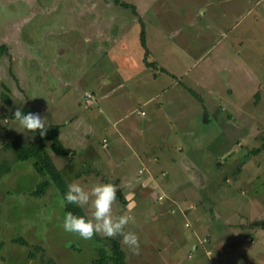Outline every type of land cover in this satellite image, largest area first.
Here are the masks:
<instances>
[{
  "label": "rangeland",
  "instance_id": "1",
  "mask_svg": "<svg viewBox=\"0 0 264 264\" xmlns=\"http://www.w3.org/2000/svg\"><path fill=\"white\" fill-rule=\"evenodd\" d=\"M118 1L135 4L137 15L132 13L130 7L125 8L115 0H0V44L7 45L12 57L10 61L7 58L8 54L0 56V264H48V262L53 264H90L96 256L97 246L103 245V243L97 242L94 237L91 240H84L66 233L61 227V218L64 215L63 200L57 187L50 184L44 195H31L30 191L34 190L42 180L48 179V176L31 169L28 166V161L17 160L12 149L5 147V144L10 143L13 139H17L22 142L20 143L22 146L27 147L32 139L30 133L26 136L20 132L24 129L20 128L15 120L8 117L9 112L27 103L31 110L35 111L36 86L39 85L41 74L47 73L49 87L51 84L52 86L58 84V81L53 79L51 69L43 71L41 63L45 66L55 64L58 69L63 71V79H74V75H78L81 69L88 75L92 61L98 64L105 63L106 72H114L113 63L110 64L106 60L109 55L97 53L91 58L86 57L85 51L82 50L85 44L80 39L81 30L71 31L69 26H75L76 21L84 22L88 31L96 32L97 24L91 25L86 21L79 20L73 13L81 18L87 17L84 16L86 13L88 15L93 13L91 18L101 14L115 35L119 25L121 30H124L130 22H133L132 20H137L138 16L144 23H148L154 12H161L165 13L167 21L163 22L159 17H155L157 23L153 26L175 30L182 36L191 33L189 29L192 28L185 24L187 17L189 20L195 18L196 29H203L205 32L212 30V26L215 24L213 10L215 12L221 8L222 11L225 9V13H228L232 8L235 20L227 18L221 26L230 29L231 33H233L232 27L235 26L234 34L240 35L242 32L244 40L247 39V35L251 34L248 41L237 44L236 58L243 57L242 49L245 47H258V51L264 50V33L259 35L260 28H262L259 12L264 7V0ZM98 25L105 28L104 21H99ZM128 31L126 34H130V37L133 34L136 36L134 47L142 51L137 37V28H130ZM180 39L184 41L188 39V42L193 41L194 44L199 38L194 39L189 36ZM172 41H176V39ZM212 41L213 38L209 32L204 35L200 48L210 46ZM132 44L133 42L130 43L131 46ZM90 46L91 50H96L95 39L91 41ZM162 49V46L158 45L153 51L159 55L158 53H161ZM173 55L175 54L171 51L168 58L173 59ZM20 61L23 62L27 77L31 79L28 84L24 83L20 77L19 69L22 68ZM177 63L174 60H167L166 63L163 62V65L178 74L179 79L180 74L177 70V67L180 66L179 60ZM196 63L195 70L202 66L199 59L195 61V65ZM100 69L101 67H98L94 70L95 75L92 76V82L97 83L98 79L101 81L105 79L99 77L102 76ZM11 71L14 76L18 75L19 79L12 77ZM188 81L184 82L187 87H191ZM4 85L8 87V90L4 89ZM250 87L245 93L251 90ZM157 88L156 86L155 89ZM170 89L173 90L171 93L179 91L177 87ZM3 93L10 97V104L3 100ZM83 97L86 106L91 105L94 101L92 97L90 103L85 102V92ZM249 103L253 117L242 116V119L250 127V130L241 132L243 129H239L236 134L230 133L231 136L235 134L234 155L227 158L228 162H224V166L229 164L227 168L216 167L218 173H213V177L209 172L218 163L212 159L229 146L224 148L226 141H218L219 128L202 123L201 116L204 118L205 115L200 109V104L194 103V109L197 110L198 107V112L199 109L201 111L199 112L201 123L198 124L199 122L194 121L191 126H195V133L203 144L195 147L198 148L195 150L198 157L193 160L197 163L201 162V166L202 162L206 164H203L202 167L209 169L207 176L212 177L211 181L200 179L202 176L198 174L197 177H200L196 178L198 187L193 185L186 188L184 192L188 193V196L184 197L180 204L185 206L181 209L187 219L177 212L180 217H175L173 228L170 225L159 227L155 222L163 223L162 217L168 216L169 208L171 209L175 205L171 201H166L165 204V199L161 201L163 204H158L161 199L158 198L159 196L152 197L150 186H146L149 184L146 182L148 181L146 176L143 177V181H138L137 187L140 190L138 197L136 198L137 194L132 190L134 194L128 199V201L136 199L134 202L136 205L130 213L134 216L135 222L128 226V230L138 233L141 244L140 253L138 255L131 254L127 248L121 245L119 236L111 238L119 241L129 264H264V230L251 226V222L254 220H264V210L247 205V201L250 200L264 202V190H260L259 182L252 180L251 170H249V165L252 164L257 169V172H253L254 175H260L261 172L264 175V115L261 114L262 108L261 105L258 106L257 100H252ZM146 107L149 108L151 105ZM129 111L137 115V108L132 107ZM168 120L169 117H155L153 124L155 127H162ZM169 127L172 128V124ZM174 144L183 146L184 142L179 139V141L175 140ZM210 152L212 157H210ZM188 156L190 157V155ZM54 157L58 168H60L59 160H62L63 156L55 154ZM211 162L213 163L212 167ZM60 173L68 183L70 179L68 176L64 177L65 171ZM90 178L94 179L89 182L91 186L100 183V180L95 176ZM76 181L88 187L85 180ZM108 182L113 183L112 181ZM144 183L145 192H142L141 188ZM114 185L116 186V184ZM124 192H126L125 188ZM179 199V197L174 198L176 201ZM128 201L126 200V202ZM167 202L170 204L169 207ZM186 205L190 208L189 210L186 209ZM241 208L245 210L242 211ZM127 210L129 209H126L117 198L114 212L119 214ZM83 211L86 215L89 214L88 209H83ZM187 222L189 223L188 227L185 225ZM261 229L262 231H260ZM192 231L196 234H192ZM182 235H190L191 239L186 242L177 241L176 238ZM13 238H23L29 245L12 242ZM101 238L105 243L110 239ZM199 238L200 242L203 238H206L207 242H201L203 248H200L197 253L191 254L190 246ZM172 239L176 241L170 243ZM239 242H242L243 245ZM237 244L238 246H236ZM31 245H37L38 250L29 257L32 251ZM242 246L245 249L240 251ZM249 246L251 247L249 248ZM208 250L211 251L209 255L206 253Z\"/></svg>",
  "mask_w": 264,
  "mask_h": 264
},
{
  "label": "crops",
  "instance_id": "2",
  "mask_svg": "<svg viewBox=\"0 0 264 264\" xmlns=\"http://www.w3.org/2000/svg\"><path fill=\"white\" fill-rule=\"evenodd\" d=\"M129 4L136 8L135 4ZM132 13L137 15V9ZM213 13L215 24L212 26V30L204 32L203 29H196L195 18L189 20L187 17L185 24L192 28L189 29L191 33L182 36L175 30L153 26L157 23L155 17H159L163 22L167 21L165 13L161 12H154L148 23H144L138 16L137 20L130 22V26L127 25L125 31L121 30L119 25L115 35L101 14L91 18L93 13L89 15L83 13L87 17L81 18L73 13L79 20L86 21L91 25L97 24L96 32L88 31L84 22L76 21L74 27L69 26L71 31L81 30L80 39L85 44L82 50L85 51L86 57L91 58L97 53L109 55L106 60L110 64L113 63L114 72H106L105 63L98 64L92 61L88 75L81 69L78 75H74V79H63V71L58 69L55 64L45 66L41 63L43 71L51 69L53 79H56L58 84L56 86L51 84L49 87L47 73L41 74L39 85L36 86V107L32 112L39 113L42 118L44 117L46 126H56L59 130L60 142L71 151L69 155H65L62 160H59L60 168L56 164L55 154L50 153L54 165L60 172L65 171L64 177L68 176L69 182L85 180V184L87 183L90 188L89 182L94 180L90 178L92 176L99 179L100 183L112 181L118 189H121L118 191L126 202L134 192L137 194L136 198L138 197L140 192L137 187L138 181H143V177L146 176L147 179L146 177L145 179L148 180L146 182H149L146 186H150L152 197L162 196L158 204H163L161 201L165 199V204L166 201H171L175 205V207L169 208L168 216L162 217L163 223L159 221L155 223H158L159 227L170 225L173 228L175 217H180L177 212L187 219L181 209L185 206L180 204L183 198L188 196V193L184 191L189 188L188 186L196 185V178H200L197 177L198 174L202 176L200 179L211 181L213 173H218L216 167L227 168L229 166V164L227 166L223 164L228 162V157L234 155L235 134L239 129H243L241 132L250 130V127L242 119V116L253 117L249 102L257 100L258 106L261 105L263 111L261 114L264 115V50L258 51V47H245L242 49L243 57L236 58L237 44L248 41L251 34L247 35V39L244 40L242 32L240 35L234 34L235 26L232 27L233 33L230 29L221 26L227 18L235 20L232 8L228 13H225V9L222 11L221 8L215 12L213 10ZM259 13L262 23L259 34L261 35L264 33V7ZM99 21H104L105 28L98 25ZM152 26L153 28H151ZM135 27L140 46V30L141 27H144L147 55H145L142 46V51L134 47L136 36L133 34L130 37V34H126L130 28ZM149 27L150 29H148ZM209 32L213 38L212 43L210 46L200 48L204 35ZM189 36L199 39L194 44L193 41L188 42V39L185 41L180 39ZM93 39L97 42V48L94 51L90 46ZM175 39L176 41H172ZM258 42L260 44V41ZM0 45L7 47L6 44ZM158 45L163 48L161 53H158L159 55L153 51ZM39 49L41 50L40 47ZM250 49L252 50L250 51ZM171 51L176 55V58L175 55H173V59L168 58ZM7 54V58L11 61L10 52L8 51ZM197 59L200 60L202 66L195 70ZM167 60H174L176 64L179 60L180 66L177 67L180 74L179 79L178 74L163 65V62L166 63ZM22 63L20 61L22 68L19 69V74L24 83L28 84L31 79L27 77ZM95 66L96 68L101 67L102 76L99 77L105 78L102 81L98 79L97 83L92 82ZM10 73L12 77L19 79L18 75L14 76L12 71ZM187 80L191 87H187L184 82ZM156 86L157 89H155ZM3 87L8 90L5 85ZM176 87L179 89L178 93H171L173 90L170 88ZM249 87L251 90L245 93ZM84 92H90L94 98L93 103L89 106L84 104ZM2 97L7 104H10V97L6 93H3ZM194 103L200 104V109L205 115L204 118L201 116L202 123L219 128L218 141H226L224 148L229 146L216 155L217 159L216 157L212 159V161L216 160L218 165L210 172L207 167H202L205 163L202 162L201 166V162L197 163L193 160L198 157L195 152L198 148L195 147L203 144L195 133V126H191L194 121L199 122L198 124L201 123L199 120L201 111L199 109L198 112V107L197 110L194 109ZM25 105L29 107L27 103L21 108ZM147 105H151V107L147 108ZM132 107L137 108V115L129 111ZM155 117H169V120L165 126L155 127L153 124ZM170 124H172V128L169 127ZM231 132L235 134L231 136ZM179 139L184 142L183 146L174 144L175 140L179 141ZM32 140L33 138L28 144ZM210 157H212L211 152ZM212 165L211 162V167ZM28 166L32 169L30 161H28ZM249 170H251L252 180L259 182L260 190H264L262 172L260 175H254L253 172H257V169L252 164L249 165ZM208 172L210 175L212 174L211 178L207 176ZM239 173L241 174V172ZM146 186L144 183L141 188L142 192H145ZM124 188L126 192H124ZM175 197H179V201L174 200ZM135 200L126 202L125 208L134 209ZM169 205L168 203V207ZM247 205L264 210L262 200H250L247 201ZM186 209H190L188 205H186ZM241 210L245 209L241 208ZM193 233L196 234L192 231ZM188 239H191L190 235L176 238L179 242H186ZM176 240L172 239L170 243ZM201 245L199 238L190 246L191 254L202 249ZM244 249L245 247L242 246L240 251ZM191 254L189 256H192Z\"/></svg>",
  "mask_w": 264,
  "mask_h": 264
},
{
  "label": "clouds",
  "instance_id": "3",
  "mask_svg": "<svg viewBox=\"0 0 264 264\" xmlns=\"http://www.w3.org/2000/svg\"><path fill=\"white\" fill-rule=\"evenodd\" d=\"M13 118L24 129L20 132L26 136L30 133L34 138L39 131V135L44 137L47 133L48 126L39 113L25 114L21 107H17ZM117 198L118 189L111 182L96 183L90 188L77 181L70 182L63 193L64 205L88 209L89 214L65 211L61 218V227L66 233L84 240H91L96 235L104 238L119 236L121 245L131 254L138 255L141 248L140 237L138 233L128 230V226L135 222L134 216L130 214L131 209L119 214L114 212Z\"/></svg>",
  "mask_w": 264,
  "mask_h": 264
},
{
  "label": "trees",
  "instance_id": "4",
  "mask_svg": "<svg viewBox=\"0 0 264 264\" xmlns=\"http://www.w3.org/2000/svg\"><path fill=\"white\" fill-rule=\"evenodd\" d=\"M115 1L119 3L118 0ZM120 4L125 8L130 7L132 12H136V8L129 3L121 1ZM140 44L145 50V55H147L148 51L146 48L144 27H141L140 30ZM7 53V47L5 45H0V56ZM22 110L25 114H27L28 112H32V110L26 105L22 107ZM14 112L15 110L10 111L8 114V117L12 120H14ZM5 147L12 149L17 160L30 161L31 167L35 172L48 176V179L42 180V182H40L34 190L30 191L31 195H44L49 185L54 184L59 190V193L63 200V193L66 191L68 184L63 179L60 171L54 165L50 153L65 156L69 155L71 151L60 142L59 130L56 126L48 127L47 133L44 137H41L39 135V131H37L32 142L27 147L22 146L15 140L5 144ZM118 199L123 203V205H125V199L122 197L119 191ZM68 210H71L77 214L86 215L83 209L73 205L65 206L63 203L64 213ZM251 226L260 227L264 230V220H254L251 222ZM94 239L97 242L103 243L104 246H97L96 256L91 260L90 264H129L126 260L125 251L122 249L119 241L110 238L108 242L105 243L104 241H102L103 239L98 235L94 236ZM11 241L19 243L20 245H29L28 242L23 238H13ZM31 247L32 251L30 252L29 257H31L35 253V251L38 250L37 245H31ZM48 264L53 263L48 262Z\"/></svg>",
  "mask_w": 264,
  "mask_h": 264
},
{
  "label": "built area",
  "instance_id": "5",
  "mask_svg": "<svg viewBox=\"0 0 264 264\" xmlns=\"http://www.w3.org/2000/svg\"><path fill=\"white\" fill-rule=\"evenodd\" d=\"M85 96H86L85 97V102L90 103L92 101V94L87 92V93H85ZM161 198H162V196L159 197V199H161ZM185 225L188 227L189 226V223L187 222V223H185ZM201 242L206 243L207 242V239L206 238H203L201 240ZM206 253L209 255V254H211V251L208 250V251H206Z\"/></svg>",
  "mask_w": 264,
  "mask_h": 264
}]
</instances>
